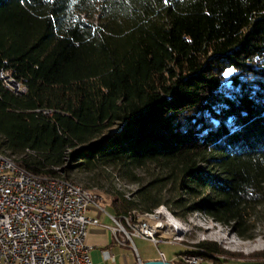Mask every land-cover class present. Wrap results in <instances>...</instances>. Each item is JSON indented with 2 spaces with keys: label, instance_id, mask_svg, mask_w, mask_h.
Masks as SVG:
<instances>
[{
  "label": "trees",
  "instance_id": "16d2710c",
  "mask_svg": "<svg viewBox=\"0 0 264 264\" xmlns=\"http://www.w3.org/2000/svg\"><path fill=\"white\" fill-rule=\"evenodd\" d=\"M3 70L26 87L0 81V152L18 166L69 181L110 168L139 185L112 195L116 216L164 205L253 237L264 0H0ZM196 247L223 262L215 243Z\"/></svg>",
  "mask_w": 264,
  "mask_h": 264
},
{
  "label": "built area",
  "instance_id": "2783aa9c",
  "mask_svg": "<svg viewBox=\"0 0 264 264\" xmlns=\"http://www.w3.org/2000/svg\"><path fill=\"white\" fill-rule=\"evenodd\" d=\"M2 85L15 93L21 83L0 71ZM95 198L66 189L51 190L26 182L21 168L8 166L0 158V264H92L85 243L88 228L97 220L87 215L90 208L103 212ZM112 240L118 245H132V237L157 243L160 225H142L124 216H109ZM170 242V241H169ZM161 261H165L159 253ZM192 257L195 264L204 258ZM140 264V263H139Z\"/></svg>",
  "mask_w": 264,
  "mask_h": 264
},
{
  "label": "rangeland",
  "instance_id": "374dc122",
  "mask_svg": "<svg viewBox=\"0 0 264 264\" xmlns=\"http://www.w3.org/2000/svg\"><path fill=\"white\" fill-rule=\"evenodd\" d=\"M139 175L142 177L141 171H139ZM70 181L96 195L99 200L98 205L108 213H112L110 207L112 195L129 199L139 188L137 183L128 182L127 179L122 178L110 168H106L99 173L73 172L70 174ZM85 186L89 188H85ZM152 212H154V216L151 218L145 216L144 220L151 225H161L166 234L162 229H157V243L141 237H132L136 251L138 250L142 256L147 255L153 259H160L159 253L161 252L167 261L177 264L180 255L196 252L204 258L202 264H212V261L204 257L205 251L196 247L198 243L204 241L215 243L216 248L222 251L217 258L223 262H216L215 264H241L245 261L255 260L260 253L264 252V216H259L253 237L242 239L236 236L230 228L214 222L201 212H190L186 217L179 218L164 205H160L153 211L146 213ZM159 212H163L164 215L161 217ZM127 213L122 215H127ZM139 213L141 212L139 211ZM164 216L176 224L169 227L173 230L172 234H169V229L163 228V226H167V223H164L163 220Z\"/></svg>",
  "mask_w": 264,
  "mask_h": 264
},
{
  "label": "crops",
  "instance_id": "0c3cea01",
  "mask_svg": "<svg viewBox=\"0 0 264 264\" xmlns=\"http://www.w3.org/2000/svg\"><path fill=\"white\" fill-rule=\"evenodd\" d=\"M87 215L97 220L96 225H91L88 228L85 239V243L89 247V258L92 264H139L160 260L147 255L142 256L138 250L136 251L133 241L132 246H122L113 242L110 232L112 221L109 217L116 216L113 210L112 213H108L105 210L98 212L94 208H90ZM162 255L167 261L163 253Z\"/></svg>",
  "mask_w": 264,
  "mask_h": 264
},
{
  "label": "bare ground",
  "instance_id": "6f19581e",
  "mask_svg": "<svg viewBox=\"0 0 264 264\" xmlns=\"http://www.w3.org/2000/svg\"><path fill=\"white\" fill-rule=\"evenodd\" d=\"M6 73L8 74V72L6 71ZM12 82L13 83H19L17 82L13 77H12ZM20 91H26V87L22 84H20ZM0 158L2 159L3 162H5L8 166L13 167V168H21L20 166L17 165V163H15V159L13 160L12 157L7 156L6 154H3L0 152ZM21 175L26 176V182L35 185V186H42V187H47L48 189L51 190H60V186L62 189H66L69 190L71 192H76V193H80L83 196L87 197V198H95L98 200L97 196L94 195L93 193H91L90 191H87L83 188H81L80 186L74 184L73 182L63 179V178H50L47 176H36L34 174H31L29 172H27L26 170H24L23 168H21ZM154 212L152 213H139L138 211L134 210L129 212L126 216L129 219L138 221V224H142V225H151L150 223H148L146 220H144L145 216L148 218L153 217ZM159 215L162 217L164 214L163 212H159ZM147 219V218H146ZM164 223H167V228L165 226H163L164 229H169V234L173 233V230L169 227L176 225L175 223H172L171 219H166V217L164 216L163 218ZM168 222H167V221ZM174 221V220H173ZM163 222V221H162ZM177 223V222H176ZM161 227V225H160ZM162 229V227H161ZM163 231V229H162ZM164 232V231H163ZM165 233V232H164ZM166 234V233H165ZM168 234V233H167ZM184 256H192L195 254H182ZM199 258H203L202 255L198 254ZM206 257V256H204ZM183 264H195V259L192 257H184L183 258Z\"/></svg>",
  "mask_w": 264,
  "mask_h": 264
},
{
  "label": "water",
  "instance_id": "95a60500",
  "mask_svg": "<svg viewBox=\"0 0 264 264\" xmlns=\"http://www.w3.org/2000/svg\"><path fill=\"white\" fill-rule=\"evenodd\" d=\"M140 264H175L173 262H168V261H161V260H157V261H146Z\"/></svg>",
  "mask_w": 264,
  "mask_h": 264
},
{
  "label": "snow or ice",
  "instance_id": "6c2138e0",
  "mask_svg": "<svg viewBox=\"0 0 264 264\" xmlns=\"http://www.w3.org/2000/svg\"><path fill=\"white\" fill-rule=\"evenodd\" d=\"M230 74L229 73H225V76L227 77V76H229Z\"/></svg>",
  "mask_w": 264,
  "mask_h": 264
}]
</instances>
